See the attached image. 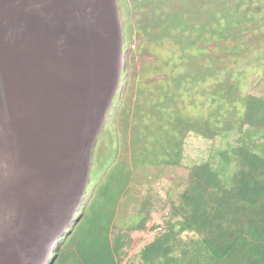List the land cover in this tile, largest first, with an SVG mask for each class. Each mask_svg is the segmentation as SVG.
I'll list each match as a JSON object with an SVG mask.
<instances>
[{"label": "trees", "instance_id": "1", "mask_svg": "<svg viewBox=\"0 0 264 264\" xmlns=\"http://www.w3.org/2000/svg\"><path fill=\"white\" fill-rule=\"evenodd\" d=\"M116 2L123 82L95 146L99 165L47 264H121L152 200L133 179L179 166L189 133L223 142L188 169L164 231L125 264H264V94L243 95L233 75L264 59V0ZM199 97L203 113L183 105Z\"/></svg>", "mask_w": 264, "mask_h": 264}, {"label": "bare ground", "instance_id": "2", "mask_svg": "<svg viewBox=\"0 0 264 264\" xmlns=\"http://www.w3.org/2000/svg\"><path fill=\"white\" fill-rule=\"evenodd\" d=\"M120 37L116 0H0V159L13 173L8 201L34 223L74 153L78 169L86 168L119 78L97 95L108 74L103 51L119 60Z\"/></svg>", "mask_w": 264, "mask_h": 264}, {"label": "rangeland", "instance_id": "3", "mask_svg": "<svg viewBox=\"0 0 264 264\" xmlns=\"http://www.w3.org/2000/svg\"><path fill=\"white\" fill-rule=\"evenodd\" d=\"M104 36V30L101 28L98 37L100 40H103ZM104 50L102 62L104 71L108 72V74L105 75L103 83L100 84L102 87L97 89L98 96L103 90V93H108V90L114 86L117 80L116 77L119 74V69H122L124 64L122 55L119 56L120 58L118 60L116 54H112L108 50L106 51V49ZM255 54L257 56L261 53L256 51ZM110 59L111 61H109ZM108 66H110V68H108ZM233 75L239 76L240 84L238 88L243 95L264 94V59L252 60L250 65H246L245 63L241 64L233 70ZM118 79L120 82L122 81V78L119 77ZM31 89L30 92H32ZM235 94L238 95L237 90H235ZM34 95H36L37 98H39L40 95H42L41 97H46L42 92H34ZM204 102H206V100L203 101L202 97L194 101L190 98H185L183 105H185L187 110L203 113L205 108L203 107L200 109L197 108V106ZM32 111L38 114L40 109H37L36 112L34 110ZM100 131L94 139L89 154L85 159V172L82 173V171L78 169V158L76 160V153H74L77 167L75 165L76 162H74V166L69 170L66 176L60 180V184L50 191L48 190L49 193L45 197L46 200H43L42 205L40 204L39 206L45 209L41 212H45L41 219L42 222L34 223L32 216L30 218L27 217L22 213V209L19 210L15 208V203H10L8 201V198L13 197V194H11L14 184L13 173L11 171L10 162L7 159L6 161L5 159H0V264H47V258L45 260L42 259L41 251L43 246L50 239L51 235H54L55 240L57 237L59 239L65 234L64 231L68 227L67 225L77 209V206L74 208L76 200L78 198L80 200L83 199L81 193L84 190L86 181L90 178V174L92 173L91 169L99 165V162H94L93 158L95 156L96 143L100 138ZM221 136L222 135H217L212 138H204L201 135L189 133L184 139L183 158L179 166L150 170V176H154L155 173H157L154 179H149L148 174L142 171L137 172L136 177L133 179L134 181L136 180L134 190L138 192L143 188V193H145L144 196L149 194L152 197L151 204L148 205L150 212H148V220L143 230H130V239L125 245V254L121 257V264L130 261L136 263L138 261V252L140 249L146 243L150 242L157 232L164 231L169 210L173 208L171 202L177 200L178 194L182 190V185L186 179L188 169L194 164L204 162L212 148L221 145L223 142ZM103 137L107 140L106 136ZM74 143L77 145L78 141ZM162 178H165V180L161 181ZM126 212V209L120 210L116 221L118 227L124 220ZM27 218L28 220H26ZM159 227L161 230H157ZM59 228L60 233L58 230Z\"/></svg>", "mask_w": 264, "mask_h": 264}, {"label": "water", "instance_id": "4", "mask_svg": "<svg viewBox=\"0 0 264 264\" xmlns=\"http://www.w3.org/2000/svg\"><path fill=\"white\" fill-rule=\"evenodd\" d=\"M85 169H86V168H85ZM84 172H85V170H84ZM84 172H83V173H84ZM79 201H80V199L78 198V199L76 200V203H75L74 208H76V206L78 205ZM58 230H59V233H60V228H59ZM59 235H60V234H59ZM53 241H54V235H51L50 239L47 241V243L45 244L43 250L41 251L42 259H43V260H45V259L48 257V254L45 253V252H46L45 250L48 249V247H49L50 245H52ZM52 252H53V251L51 250V253H52ZM47 253H48V252H47Z\"/></svg>", "mask_w": 264, "mask_h": 264}, {"label": "clouds", "instance_id": "5", "mask_svg": "<svg viewBox=\"0 0 264 264\" xmlns=\"http://www.w3.org/2000/svg\"><path fill=\"white\" fill-rule=\"evenodd\" d=\"M79 202H80V201H79ZM78 204H79V203H78ZM77 206H78V205H77ZM69 223H70V221H69ZM68 225H69V224H68ZM68 225H67V226H68ZM65 230H66V229H65ZM157 230H160V227L157 228ZM64 232H65V231H64ZM57 242H58V240H57ZM57 242L55 243V245L53 246V248L57 245ZM53 248L51 247V250H53ZM52 253H53V252H52ZM52 253H51V251H50V253H49L50 255L48 254V257H47V259H46L47 261H49V259H50ZM47 261H46V262H47ZM47 263H48V262H47Z\"/></svg>", "mask_w": 264, "mask_h": 264}]
</instances>
